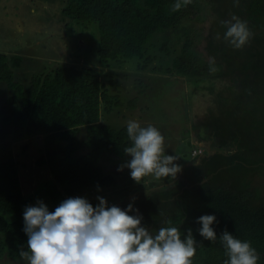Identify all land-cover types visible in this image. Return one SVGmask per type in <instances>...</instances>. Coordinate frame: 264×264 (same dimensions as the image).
Returning a JSON list of instances; mask_svg holds the SVG:
<instances>
[{
  "label": "trees",
  "instance_id": "trees-1",
  "mask_svg": "<svg viewBox=\"0 0 264 264\" xmlns=\"http://www.w3.org/2000/svg\"><path fill=\"white\" fill-rule=\"evenodd\" d=\"M46 2L52 5L53 0ZM175 2L60 0L65 26L75 23L83 29L74 43L80 44L86 28L97 27L98 56L109 76L134 59L137 73L178 72L195 81L220 77L225 84L220 114L202 123L207 131L198 142L207 155L201 162L186 167L175 184L152 192L154 197L143 192L114 205L127 209L133 204L129 214L142 215V225L150 231L176 226L184 238L190 228L196 241L193 264H224L227 256L219 236L225 230L250 241L259 256L257 264H264V198L248 188L249 181L231 179L234 165L246 176L258 164L248 162V156L264 154V0H192L172 12ZM31 10L36 14L37 8ZM233 15L246 21L252 33L242 49L223 39L226 27L221 22ZM158 33L167 39L158 36L159 44L154 45L151 40ZM64 47L57 44L60 50ZM22 64L23 56L0 52V262L4 257L21 259V248L28 251L24 211L31 200L23 192L16 141L42 137L36 164L50 177L36 194L52 202L49 211L70 197L114 186L116 178L105 172L101 157L106 152L124 157V149L131 146L127 126L116 128L102 121L117 95L108 94L96 69L64 62L23 85L16 76V71H25ZM90 203L98 205L95 200ZM205 214L217 218L215 242L198 232L197 219Z\"/></svg>",
  "mask_w": 264,
  "mask_h": 264
},
{
  "label": "rangeland",
  "instance_id": "rangeland-1",
  "mask_svg": "<svg viewBox=\"0 0 264 264\" xmlns=\"http://www.w3.org/2000/svg\"><path fill=\"white\" fill-rule=\"evenodd\" d=\"M45 6L48 7L47 10H44ZM60 7H62L60 0H57V4L53 0L52 5L46 0H0V52L23 56L20 69L23 68L25 71H16L19 82L25 85L35 74H42L64 62L96 69L101 83L106 84L108 94L117 95V98L112 99L114 106L110 107L108 112L102 113V121L116 128L127 126L129 120L138 121L142 127L154 125L165 138L164 154L178 156L175 163L180 165V172L185 170L190 162L198 159L192 156L193 150L204 145L202 143L198 146V137L207 131L205 127L202 128L204 126L202 123L208 121L212 115L220 114L222 105L219 97L222 96L221 89L225 86L222 84V79L207 77L195 81L181 76L178 72L175 75L165 72L152 74L149 71L137 73L135 71L137 61L134 59L129 61L127 68L116 69V72H112L113 76H109L108 67L100 63L98 56L97 27L93 24L86 28L81 39L79 38L80 44L74 43L78 32H83V29L75 23L65 26L60 16ZM36 8L34 14L31 9ZM163 34L162 36L160 33L156 34L151 43L156 45L159 44V39L166 40V35ZM58 43L64 44L63 50L57 48ZM152 50L155 51L153 48ZM171 63L172 57L168 59V64ZM111 78L114 79L115 86L110 83ZM209 87L214 90V95L211 94L213 90ZM196 124L198 125L195 127ZM82 135L83 133L80 136ZM42 141V137L34 136L25 137L15 143L23 192L26 199L31 200L26 207L36 206L41 201L47 206L52 205V202L43 195L36 194L37 189H40L41 184L45 182L44 179L50 177L46 168L36 164L42 151ZM25 145L28 148L24 149ZM248 157L249 161L247 158L246 161L258 164L254 165L253 170L248 171L246 176L241 174L240 170L238 173L234 165L231 169H235L234 178L231 179L240 180V184L249 181L248 188L251 187L257 193L261 192L260 195L264 198V154ZM130 159L129 154L119 157L104 153L101 163L105 172L116 178V184L91 189L76 197L86 198L89 202L95 200L99 204L97 197L102 196L110 207L116 202L132 200L143 192L147 196L154 197L156 194L152 192L172 185L171 182L175 179L172 177L157 180L153 176H146L141 183H137L131 178L129 168L125 166L120 170ZM0 264H27V262L22 258L13 260L4 257Z\"/></svg>",
  "mask_w": 264,
  "mask_h": 264
},
{
  "label": "clouds",
  "instance_id": "clouds-1",
  "mask_svg": "<svg viewBox=\"0 0 264 264\" xmlns=\"http://www.w3.org/2000/svg\"><path fill=\"white\" fill-rule=\"evenodd\" d=\"M191 2L176 0L171 11H179ZM221 23L226 27L223 39L234 49H242L249 42L252 33L246 21L233 15ZM210 62L214 63V58ZM127 136L131 146L124 151L131 159L120 170L129 168L137 183L146 176L157 180L175 178L181 171L175 163L179 157L164 154L165 138L154 125L142 127L138 121L129 120ZM200 148L202 152H192V156L205 151ZM97 199L99 204L95 207L83 197L65 199L55 211H49L42 201L27 207L24 231L28 251L21 248L20 257L27 264H193L196 241L190 228L184 238L176 226L150 231L142 225V215L129 214L134 210L133 204L122 209L116 205L109 207L102 196ZM216 219L209 214L198 217L200 236L212 242L217 240L213 228ZM219 239L227 256L224 264H257L259 256L250 241L236 238L227 230Z\"/></svg>",
  "mask_w": 264,
  "mask_h": 264
},
{
  "label": "crops",
  "instance_id": "crops-1",
  "mask_svg": "<svg viewBox=\"0 0 264 264\" xmlns=\"http://www.w3.org/2000/svg\"><path fill=\"white\" fill-rule=\"evenodd\" d=\"M200 145V143H198V146ZM212 153L214 154L215 153V151H212ZM226 153V152H225ZM200 155V154H199ZM199 155H197V156H193V157H195V158H198V159H195L196 161L194 162V160L192 161V162H190L191 164L190 165H188L187 167H190V166H193V165H197V164H199L200 162H201V157H199ZM184 173V170L182 171V172H180V173H178L177 174V176H181L182 174ZM176 176V177H177ZM175 177V178H176ZM175 179L171 182V184L173 185V184H175ZM205 181H207V179H204L203 181H201L200 183H204Z\"/></svg>",
  "mask_w": 264,
  "mask_h": 264
},
{
  "label": "built area",
  "instance_id": "built-area-1",
  "mask_svg": "<svg viewBox=\"0 0 264 264\" xmlns=\"http://www.w3.org/2000/svg\"><path fill=\"white\" fill-rule=\"evenodd\" d=\"M201 152H202V149L199 148V149L194 150L193 151V154L195 155V154H198V153H201Z\"/></svg>",
  "mask_w": 264,
  "mask_h": 264
},
{
  "label": "flooded vegetation",
  "instance_id": "flooded-vegetation-1",
  "mask_svg": "<svg viewBox=\"0 0 264 264\" xmlns=\"http://www.w3.org/2000/svg\"><path fill=\"white\" fill-rule=\"evenodd\" d=\"M207 154H205V151L202 153V154H200L199 156L201 157V159L204 157V156H206Z\"/></svg>",
  "mask_w": 264,
  "mask_h": 264
}]
</instances>
